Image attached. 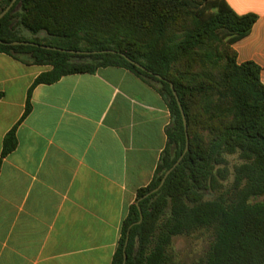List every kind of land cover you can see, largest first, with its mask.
<instances>
[{"label": "trees", "instance_id": "obj_1", "mask_svg": "<svg viewBox=\"0 0 264 264\" xmlns=\"http://www.w3.org/2000/svg\"><path fill=\"white\" fill-rule=\"evenodd\" d=\"M12 1L2 0V12ZM173 1H120L117 12L121 14L123 22L116 27L119 41H131L134 45L143 46L146 52L140 53L129 47L114 46V40L104 45L91 43L89 49H81L79 43L68 35L70 28L67 26L71 21L80 25L88 21L83 6L76 0H59L55 10L58 15L51 16L58 24L62 22V29L51 34L60 40L42 43L18 38L14 18L23 16L21 24L29 27V7L38 0H17L10 12L0 20V40L9 43L0 44V54L9 55L26 65L51 67L50 71L42 73L35 80L29 91L23 118L32 110V91L37 86L52 85L69 75L95 74L107 67L131 71L152 85L165 100L172 118L167 130L168 145L152 182L138 192L136 202L129 209L112 264L124 263L127 241L126 264H175L169 253L172 239L211 228L215 231V241L204 264H264V232L259 231L261 224H264V202H248L251 198L264 195V85L260 79L261 69L251 62L239 65L233 49L236 42L251 33L257 16L237 15L226 0H205L214 11L203 19L193 13L185 1L178 0L175 4ZM18 7H22L27 14L17 15L15 12ZM178 8L181 9L179 12L191 16V28L183 37L172 41L168 38V30ZM42 12L46 14L49 11L37 8L33 11V18L36 19ZM139 15L147 17L149 23L138 20ZM219 32L229 37L226 58L215 55L210 49L200 53L204 40H216ZM14 42H29L80 53L53 51L31 45H10ZM123 55L145 70L131 64ZM171 84L187 119L188 136V99L192 100L195 94L201 97L200 104L205 106L203 110L209 113L210 121H218L220 130L215 132L205 151L190 144L188 153L168 176L163 187L147 197L161 185L165 174L186 149L184 121ZM211 94H215L221 102H214ZM223 97L230 101L226 108ZM226 114L233 116L231 123H225L222 119ZM17 146L14 128L4 139L2 158L14 152ZM236 153L243 164L237 169L235 195L229 199L227 195H221L212 201H203L206 193L218 189L215 168L224 163L223 155ZM185 194L194 197L190 201L191 206L182 201ZM169 202L171 213L166 217L165 210Z\"/></svg>", "mask_w": 264, "mask_h": 264}, {"label": "crops", "instance_id": "obj_2", "mask_svg": "<svg viewBox=\"0 0 264 264\" xmlns=\"http://www.w3.org/2000/svg\"><path fill=\"white\" fill-rule=\"evenodd\" d=\"M254 14L233 49L264 85V0H226ZM49 66L0 54V264H112L138 192L168 145L169 108L131 71L107 67L29 91ZM16 128L18 146L2 158Z\"/></svg>", "mask_w": 264, "mask_h": 264}, {"label": "rangeland", "instance_id": "obj_3", "mask_svg": "<svg viewBox=\"0 0 264 264\" xmlns=\"http://www.w3.org/2000/svg\"><path fill=\"white\" fill-rule=\"evenodd\" d=\"M84 9L86 20L88 21L83 25H80L78 22L68 23V35L74 38V42L79 43L81 49H89L91 43H100L104 45L107 42L114 40V46L120 45L122 48L129 47L140 53H145L146 49L141 45H134L133 42L122 43L119 41L120 35L118 33L117 25L122 24L123 18L121 14L118 13L120 8L121 0H76ZM178 0H174L173 4ZM185 1L188 5V8L198 15L200 18L206 19L209 17L214 10H212L209 5L204 2L205 0H179ZM2 0H0V12H2ZM118 3V4H117ZM59 0H38L37 3H33L29 7V12H25L22 7H18L16 14L18 13L27 16L30 18V26L27 27L25 24H21L23 16H16L14 18V28L18 38L28 40V41H38L42 43L58 41L55 36H52L53 32L57 29H62V22L58 24L56 20L51 19V16L58 15L55 10ZM177 8V5H175ZM48 9L55 11L54 13L42 12L39 16L34 19L33 11L35 9ZM180 8H178L176 17L169 26L168 38L169 40L176 41L177 39L184 36L190 30L191 25V16L184 14ZM138 20L144 22L145 24L149 23L147 17L137 16ZM125 24V23H124ZM229 37L226 36V33L219 32L217 39L207 40L205 39L203 45L200 47L199 52L204 53L207 49L221 56L228 55V42ZM212 45V47H211ZM223 58V57H222ZM216 69V68H215ZM214 69V73L216 69ZM213 95V94H211ZM201 97L196 95L190 101V133H189V147L192 144V147L201 149L202 151L207 150L210 141L214 138L215 132H219L220 126L218 121L214 120L213 122L209 119V113H204L202 103L200 104ZM213 101L221 102L219 98L212 96ZM222 102L224 107H228L230 101L223 97ZM203 111V112H202ZM225 123H231L233 121V116L231 114H226L222 118ZM187 120V119H186ZM210 121V122H209ZM189 132V131H188ZM172 146L170 152L172 153ZM224 163L216 166L215 168V181L217 183V190L206 193L203 201H212L217 199L221 195H227L228 199L235 195L234 187L237 175V169L240 165L243 164V161L240 160L239 154H224L223 155ZM193 196L190 194H185L182 198V201L186 205H192L190 203L193 200ZM250 204L263 203L264 195L256 198L249 199ZM171 203L169 202L168 207L166 208V217L171 213ZM251 229L252 222L249 220ZM260 232H264V224L260 226ZM215 241V231L211 229H201L191 232L189 235L177 236L172 239L171 245L169 247V253L172 257V261L175 264H204L207 260L208 254L210 253L211 247Z\"/></svg>", "mask_w": 264, "mask_h": 264}, {"label": "water", "instance_id": "obj_4", "mask_svg": "<svg viewBox=\"0 0 264 264\" xmlns=\"http://www.w3.org/2000/svg\"><path fill=\"white\" fill-rule=\"evenodd\" d=\"M17 2V0H13L11 2V4L0 14V20L3 19L9 12L10 10L12 9V7L15 5V3ZM0 44H3V45H8L9 43H5V42H2L0 40ZM10 45H31V46H35V47H40V48H43V49H48V50H53V51H60V52H67V53H80V52H75V51H67V50H62V49H57V48H52V47H46V46H40L38 44H35V43H29V42H14V43H10ZM124 56V55H123ZM131 64L135 65L136 67L142 69V70H145L140 64L130 60L129 58H127L126 56H124ZM158 78H160L159 76H157ZM171 89L176 97V100L178 101V104H179V107H180V110H181V113H182V117H183V121H184V127H185V131H186V139H187V143H186V149L184 151V153L182 154V156L179 158V160L176 162V164L165 174L162 182H161V185L156 189L154 190L152 193H150L148 196H150L151 194H154L156 192H158L162 187L163 185L165 184V181L166 179L168 178V176L173 172V170L178 167L180 164H181V161L183 160V158L185 157V155L188 153L189 151V136H188V124H187V120H186V117H185V113H184V110H183V107L181 105V102L179 100V97L178 95L176 94L175 92V89H174V85L171 84ZM141 221H142V216H141ZM140 221V222H141ZM139 222V223H140ZM138 223V224H139ZM127 244H128V241L125 245V249H124V263L123 264H126L127 262V255L125 253L126 251V247H127Z\"/></svg>", "mask_w": 264, "mask_h": 264}]
</instances>
